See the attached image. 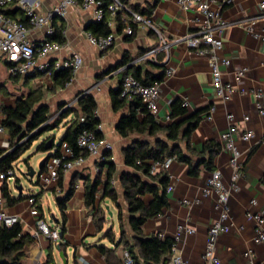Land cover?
Returning a JSON list of instances; mask_svg holds the SVG:
<instances>
[{
  "label": "crops",
  "instance_id": "0c3cea01",
  "mask_svg": "<svg viewBox=\"0 0 264 264\" xmlns=\"http://www.w3.org/2000/svg\"><path fill=\"white\" fill-rule=\"evenodd\" d=\"M17 1L12 0L6 8L5 14L10 19L28 27L24 12L19 8ZM36 1L39 4L37 13L40 15H47L60 2V0ZM123 2L129 6H137L141 11L151 9L150 16L153 23L169 40H180L190 35L203 22V19L193 12H180L174 2L162 3L159 0H123ZM262 3L264 0H235L220 12L224 20L232 23L223 33V49L220 53L222 58L230 62L228 67H221L222 82L229 90V99L226 102H222L216 96L211 85V70L207 58L198 56L194 51L187 49L184 43L174 44L168 56L164 53H157L151 59L143 60L144 54L158 48L159 41L152 32L137 30L134 36H131V40H127L128 36L123 33H117L114 46L106 52H100L96 47L91 46L85 37V33L89 32L87 27L94 23L92 12L83 11L77 7L70 8L65 19H60L59 22L55 19L53 22L56 28L62 27L65 43L59 53L46 59L50 63L49 73H35L12 79L8 76L5 66H0L2 67L0 68V91L2 90V94H0V126L4 118L2 108L14 107L17 99L27 96L33 90L41 89L43 91L42 104L49 108V116H56L62 106L77 108L78 97L81 94H89L93 96L97 105L96 117L100 122V136L112 144L111 159L116 170L123 171L125 168L122 150L137 135L123 139L117 134L116 124L122 115L128 113V109L126 107L115 112L111 104V93L118 90L122 78L125 75H131V72L136 68L154 76L163 75L159 83L158 115L155 118L158 124L165 126L170 123V105L175 100H180L182 103L186 101V109L190 113L208 108L190 136V148L195 152L201 151L202 145L206 141H215L219 144L221 135L229 127L226 116L228 114L234 116L235 125L238 127L235 143L241 153L240 164L243 177L238 183L240 191L233 193L228 199L231 215L229 230L220 236L216 254L219 264L263 262L264 243L255 242L254 224L246 218V213L249 210L264 214V118L257 115L255 101L251 96L252 91L259 90L263 94L264 102V42L262 39L254 38L247 30V20L255 18L261 13L259 6ZM254 28L255 32L264 38V17L256 20ZM42 39V31H29L28 40L30 42L38 43ZM76 55L81 58L82 64L79 70L72 74L71 82L63 89L51 91L52 75L55 73L53 71L54 61ZM122 61H126V66L114 70ZM168 70L172 71V75L169 77L166 76ZM240 70H246V74L238 80L236 74ZM7 79H11L13 82L10 89L4 87V81ZM242 91L246 92V95H242ZM212 107L214 111L210 112ZM245 117H248L249 120L244 121ZM69 120L71 117H68L64 124ZM64 124L60 126H63L62 136L66 130ZM246 128L253 130L255 134L254 139L249 143L243 142L239 138L241 130ZM58 130H55L56 133ZM8 141L9 134L4 130L0 133V152L8 150ZM58 144H55L52 149H50L51 147L46 149L45 152H48L46 157L54 154ZM180 147L186 152L183 142L180 143ZM114 150L118 151L117 157L114 156ZM229 159V153L220 149L214 160V171L221 172L225 185L229 184L232 173ZM99 163L95 158L86 157L80 167L62 174L61 185L50 190V193L56 203L58 198L65 197L71 186L74 189L63 212L66 231L61 236V243L64 246L57 251L59 243L53 244L43 236L37 240L33 239L34 241L24 251L23 264H49V255L52 258L50 264H57V262L69 264L70 256L73 257L72 264H123L124 247L113 245L104 238L106 232L111 229L118 241L119 227L116 207L109 200L101 201L103 187H98L94 208L84 205L85 184L91 183L97 176L101 181L105 179V170L99 171ZM160 171H166L169 177L166 193L168 207L159 216L148 220L143 225V235L147 237L162 234L163 238L174 240L177 226H186L194 230V233L182 236L176 243V251L188 264H203L201 256L206 244L207 230L218 218V213L213 209L215 194L208 198L202 197L205 180L212 172L202 169L198 177H190L187 166L175 161L168 170L157 168L156 173ZM8 180L0 183V198L2 200L0 210L17 216L22 234L31 236L36 229L38 218L33 217L30 213L27 201L29 196L23 197L21 193L19 194V197H22L20 201L11 206L7 205L1 195V187L4 182H6L10 197L19 198L12 196ZM112 185L119 195L120 203L124 204L122 190L116 177L112 181ZM15 186L17 189L21 185L15 181ZM44 192L42 190L39 192L40 195L36 201L40 210V219L46 223L41 211V199ZM150 199L151 196L143 197L146 203H149ZM196 199L200 201L198 205L190 207L181 204L183 201ZM251 200H255L257 203L254 208L250 206ZM99 205L105 211L101 232L96 230L93 221ZM107 207L108 210H106ZM51 221L53 227H59V223H62V213L60 212L59 219L52 216L50 224ZM98 247L112 250L114 258L106 262L98 251ZM249 252H251L250 256H248ZM59 253L64 255L65 261L60 258Z\"/></svg>",
  "mask_w": 264,
  "mask_h": 264
},
{
  "label": "built area",
  "instance_id": "2783aa9c",
  "mask_svg": "<svg viewBox=\"0 0 264 264\" xmlns=\"http://www.w3.org/2000/svg\"><path fill=\"white\" fill-rule=\"evenodd\" d=\"M162 3L174 2L178 10L182 13L193 12L203 19L202 24L190 35L180 40H169L165 38L160 30L153 23L151 16L148 14L135 12L129 5L121 0H111L105 4L102 0H60L59 4L47 15L37 13L39 6L36 0H18L19 8L24 12L28 27L10 19L5 15L6 8L12 0H0V64L4 65L10 78L26 77L35 73H49L50 63L46 59L61 51L63 45L51 40L56 31L55 19H65L70 8H79L83 11H91L94 22L101 23L107 21V27L110 34L107 36H95L90 32L85 33L87 42L96 47L100 52H106L111 49L116 42L118 23L122 25V33L125 36H134L137 30H146L152 32L159 41L156 50L144 54L143 60L151 59L157 53H164L168 56L171 47L174 44L184 43L187 49L194 51L198 56L205 57L211 70V85L216 96L226 102L229 99V90L222 82L221 67H228L229 60L220 56L223 49V33L232 25V23L221 17V10L225 6L231 5L235 0H159ZM261 13L247 20V30L254 38L262 39L255 32L254 25L256 20L264 17V3L260 4ZM199 23V20H197ZM30 30H39L43 33V39L38 43H32L28 40ZM167 60V59H166ZM82 60L79 56L59 59L53 63V71L69 70L72 74L76 73L81 67ZM246 74V70H240L236 74L239 80ZM172 71L168 70L166 76H171ZM119 99L125 102H132L139 99L147 112L155 118L158 115V100L160 96V84L154 83L150 86L143 85L131 75H125L119 86ZM242 95L246 92L242 91ZM251 96L255 101V110L259 117L264 118V102L261 91H252ZM187 106V102H183ZM214 111L212 107L210 112ZM228 130L221 135L219 145L221 149L227 151L230 155L229 165L232 170L229 184L225 185L219 170H215L205 180L202 192L203 198H208L215 194L213 209L218 213V218L207 230L206 244L201 256L203 264H219V258L216 254L219 238L229 230L231 220L230 210L228 208V199L233 193L240 191L239 181L243 177L242 166L240 164L241 153L235 143L238 127L235 125V118L232 114L226 116ZM249 118L245 117L244 121ZM0 126V133L4 132ZM101 128L98 125L97 131ZM255 137L253 130L242 129L239 135L241 141L249 143ZM78 154H75L66 144H60L58 155L50 156L44 164L39 175V185L42 191H50L58 185L61 174H66L80 167L86 157L95 158L98 162L102 161L105 153L112 151V144L102 138H97L93 132L82 131L76 140ZM0 153V159L2 158ZM172 159H167L162 164H153L151 174H155L157 168L168 170ZM14 176L13 170L0 172V180L4 181ZM30 213L33 217L38 218L36 229L31 235L34 240L41 236L48 239L53 244L61 242L60 230L58 227H50L40 219V210L35 195L28 197ZM2 200L0 198V204ZM200 203L199 199L193 201H183L181 204L195 206ZM256 201L251 200L250 206L254 208ZM246 218L253 222L255 227V242L264 243V214L249 210ZM18 217L10 215L0 210V224L11 228L18 224ZM51 226L53 222L51 221ZM194 230L178 225L173 240L171 256L168 264H188L176 251V243L182 236L191 235ZM158 237L163 239V235ZM251 252L248 253V256ZM123 264H134L132 257L127 250L122 253ZM256 264H264L259 262Z\"/></svg>",
  "mask_w": 264,
  "mask_h": 264
},
{
  "label": "trees",
  "instance_id": "16d2710c",
  "mask_svg": "<svg viewBox=\"0 0 264 264\" xmlns=\"http://www.w3.org/2000/svg\"><path fill=\"white\" fill-rule=\"evenodd\" d=\"M109 4L111 0H102ZM123 2V0H122ZM127 4L126 2H123ZM135 12L150 15L151 9L139 10L137 6H130ZM6 15V14H5ZM7 16V15H6ZM87 30L95 36H107L110 30L107 21L94 22L87 27ZM62 27L56 28L51 40L63 45L65 43L62 35ZM117 33H122V25L118 23ZM131 40L132 37H126ZM126 66V61L120 62L116 68ZM156 66V65H155ZM157 67V66H156ZM131 76L143 85L150 86L160 83L163 75L154 76L149 72L143 73L136 68ZM72 73L69 70H60L52 75L51 91L63 89L71 82ZM17 79V78H12ZM44 94L41 89L31 91L27 96L16 100L12 108H2L4 118L1 126L9 134V148L0 152L3 156L0 159V172L13 170V165L21 156L44 134L58 129L64 121L71 117L64 125L66 130L59 140L57 150L51 156L58 155L60 144L66 143L71 150L78 154L76 140L78 135L86 130L93 132L97 138H101L97 126L100 124L96 117L97 105L93 96L89 94L80 95L77 99V108L62 106L56 116H49V108L42 104ZM111 104L115 112L127 107L128 113L122 115L117 124L116 132L123 139H129L133 135L136 138L122 150L123 171H117L111 159V152L103 155L99 163L100 170H105V179L100 180L97 176L91 183L84 186V205L94 208L98 187L102 186L101 201L109 200L117 210V221L119 227V240L110 229L104 238L113 245H122L133 259L134 264H167L173 245L171 239H160L157 234L145 237L142 232L143 225L150 219L159 216L168 207L166 193L169 185V177L166 171L151 174L153 164H162L167 159L184 164L188 168L190 177H198L203 169L208 172L214 171V160L220 152V145L215 141H206L201 151L195 152L190 148L189 140L193 131L201 121V116L208 108L190 113L180 100H175L170 105L168 125L158 124L151 116L139 99L132 102H125L119 99V90L111 93ZM141 115V118H139ZM54 136H48L37 147V151L45 152L46 144L51 141V148L55 147ZM185 144L184 152L180 143ZM50 157V156H49ZM192 157V158H191ZM194 157V159H193ZM62 174L58 186L61 185ZM117 178L122 190L124 204L120 203L119 195L112 185L114 178ZM5 181V180H4ZM73 186L63 198L56 200L57 206L62 213V223H59L61 236L65 233V218L63 212L66 204L73 194ZM1 195L7 205L11 206L22 197L14 199L10 197L6 182L1 187ZM38 195H35L37 199ZM151 196L149 203L143 197ZM104 209L99 205L94 215V226L101 232L104 225ZM34 240L29 235H23L19 224L11 228L0 225V264H23V255L26 247ZM63 248V243L57 245ZM106 262L114 258V252L105 247H98ZM52 262L51 255L48 256V263Z\"/></svg>",
  "mask_w": 264,
  "mask_h": 264
},
{
  "label": "rangeland",
  "instance_id": "374dc122",
  "mask_svg": "<svg viewBox=\"0 0 264 264\" xmlns=\"http://www.w3.org/2000/svg\"><path fill=\"white\" fill-rule=\"evenodd\" d=\"M57 21L59 22L60 19L58 18ZM0 66H2L0 64ZM2 68V67H0ZM13 82L11 79H7L4 81V87L10 89V85H12ZM0 94H2V90L0 91ZM54 117V116H53ZM58 132H53L52 134H44L41 136L38 140L34 141L30 149H28L24 154L21 156V158L14 163L13 165V172L14 176L8 178V186L10 189V192L13 197H19V192L16 189L15 181H18L19 184L22 187V195L23 197L35 195L41 191V187L39 185V175L41 171L39 170V164L40 162L47 156L48 152H40L37 151V147L39 144L49 135L55 136V144H58L63 131V126L58 128ZM114 156H118V151L114 150ZM32 169L35 172L34 177H27V173L29 170ZM2 180H0V183ZM41 199V211L43 214V217L46 221V223L52 228L53 226L50 225V220L52 219V216H54L56 219L60 218V212L57 208V205L55 203L54 197L51 195L50 191H45ZM28 200V198H27ZM3 205H6L3 203ZM110 219V218H109ZM73 257L70 256L69 258V264H72ZM59 264V262H57ZM61 264V263H60Z\"/></svg>",
  "mask_w": 264,
  "mask_h": 264
},
{
  "label": "water",
  "instance_id": "95a60500",
  "mask_svg": "<svg viewBox=\"0 0 264 264\" xmlns=\"http://www.w3.org/2000/svg\"><path fill=\"white\" fill-rule=\"evenodd\" d=\"M50 145H51V141H49V142L46 144L45 148H46V149H49V148H50ZM47 158H48V157H45V158L40 162V164H39V170H40V171L43 169L44 164H45V162L47 161ZM34 176H35V172H34L32 169H30L29 172L27 173V177H30V178H31V177H34ZM17 190H18L19 194L22 193L21 186H18V187H17ZM106 210H108V207L106 208ZM109 215L111 216V213H110V212H109ZM60 237H61V233H60ZM57 251H59V247H58V246H57ZM59 256H60V258H61L63 261H65V259H64V255H63L62 253H59Z\"/></svg>",
  "mask_w": 264,
  "mask_h": 264
}]
</instances>
